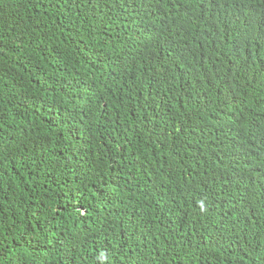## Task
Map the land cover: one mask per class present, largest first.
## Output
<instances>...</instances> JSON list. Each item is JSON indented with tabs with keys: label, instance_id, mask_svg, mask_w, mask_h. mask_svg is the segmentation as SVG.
<instances>
[{
	"label": "trees",
	"instance_id": "16d2710c",
	"mask_svg": "<svg viewBox=\"0 0 264 264\" xmlns=\"http://www.w3.org/2000/svg\"><path fill=\"white\" fill-rule=\"evenodd\" d=\"M0 264H264V0H0Z\"/></svg>",
	"mask_w": 264,
	"mask_h": 264
}]
</instances>
